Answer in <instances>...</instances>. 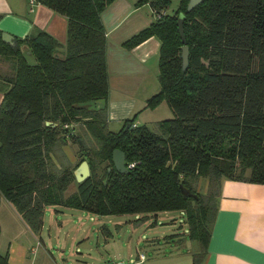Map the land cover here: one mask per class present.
<instances>
[{"label": "trees", "instance_id": "1", "mask_svg": "<svg viewBox=\"0 0 264 264\" xmlns=\"http://www.w3.org/2000/svg\"><path fill=\"white\" fill-rule=\"evenodd\" d=\"M31 1L66 19L67 38L61 52L45 31L12 44L0 31V65L7 68L0 73V197L36 235L48 206L99 216L179 211L196 244L193 264H202L222 181L264 184V0H205L190 12L188 0H179L172 14L166 12L172 0H135L156 19L122 46L160 41L159 90L144 109L166 103L174 115L157 123L156 132L135 125L137 115L117 132L107 126L101 14L115 0ZM74 124H83L89 144L70 132ZM69 143L78 147V165H89L82 183L73 175L78 165L65 166L62 148ZM115 150L124 154L127 172L115 170ZM199 179L207 182L204 194L196 191ZM72 184L75 192L65 197ZM0 264H9L7 254Z\"/></svg>", "mask_w": 264, "mask_h": 264}, {"label": "crops", "instance_id": "2", "mask_svg": "<svg viewBox=\"0 0 264 264\" xmlns=\"http://www.w3.org/2000/svg\"><path fill=\"white\" fill-rule=\"evenodd\" d=\"M155 19L149 5L136 8L135 0H115L101 14L106 36L109 88L107 126L124 124L134 115H137L135 125H145L148 119L144 113L150 115L160 107L144 109L147 99L159 90L160 41L151 37L130 50L122 46ZM35 29L51 35L60 44V51H64L67 38L64 17L31 3V0H0L2 34L9 35L13 42L14 38L22 39ZM6 69L5 65H0V73ZM2 99L0 93V104ZM2 202L7 201L0 197ZM43 233L17 232L9 238L8 246L0 244V254H7L9 264H71L66 257L68 248L46 244ZM24 237L31 242L21 243ZM139 255L143 256L142 260ZM191 255L189 250L181 252L176 249L169 255L149 260L143 253L138 254L137 260L140 261L136 263H125L127 261L119 256L116 258H119V264H193ZM133 257H130L132 261ZM202 264H264V184L222 181L216 217Z\"/></svg>", "mask_w": 264, "mask_h": 264}, {"label": "rangeland", "instance_id": "3", "mask_svg": "<svg viewBox=\"0 0 264 264\" xmlns=\"http://www.w3.org/2000/svg\"><path fill=\"white\" fill-rule=\"evenodd\" d=\"M178 4L179 0H172L166 12L172 14ZM27 61L31 65L35 64L33 56H29ZM159 106L150 115L149 113L143 115L148 119L145 126L153 132L157 131V123L174 117L166 103ZM82 125H72L70 132L81 136L84 142L89 144V137L85 135ZM122 126L123 123L108 125V129L117 132ZM62 151L65 166L75 169L80 162L78 147L69 143ZM75 190L76 186L72 184L65 197ZM206 190L207 182L199 179L196 191L204 194ZM17 232L32 231L10 204L0 203V244L8 246L9 238L15 236ZM40 232H44L42 238L46 244L68 248L66 257L70 259L71 264H119L120 260L116 256L124 258V261H127L125 263L128 261L136 263L141 260L142 255L138 256L141 253L149 260L152 257L169 255L176 249L181 252L196 251V244L188 239L185 215L179 211L159 212L156 216L153 214L99 216L78 209L48 206L43 213ZM23 239L25 240L21 243L24 245L31 242L26 237ZM137 256L140 260H137ZM130 257H133V261Z\"/></svg>", "mask_w": 264, "mask_h": 264}, {"label": "water", "instance_id": "4", "mask_svg": "<svg viewBox=\"0 0 264 264\" xmlns=\"http://www.w3.org/2000/svg\"><path fill=\"white\" fill-rule=\"evenodd\" d=\"M205 0H188L186 10L187 12H190L193 10L197 5L203 3ZM183 20H184V15L179 14L178 19H177V26H178V31L180 34V37L182 39V42H185L184 39V34H183ZM2 39L4 42L12 44V38L7 35V34H2ZM181 58H182V68L186 69L188 65V47L184 46L182 47L181 50ZM101 104H104V101H100ZM46 126L50 125L49 122L45 123ZM129 128V124H127L126 129ZM1 146V144H0ZM125 157L124 154L119 151L115 150L113 151L112 154V163L115 168V170L119 173H124L127 172V168L125 167ZM73 175L75 178V181L77 183H82L85 180H87L90 177V169L89 165L86 161H82L78 167L73 171ZM182 192L185 196H190V193L186 189H182Z\"/></svg>", "mask_w": 264, "mask_h": 264}, {"label": "built area", "instance_id": "5", "mask_svg": "<svg viewBox=\"0 0 264 264\" xmlns=\"http://www.w3.org/2000/svg\"><path fill=\"white\" fill-rule=\"evenodd\" d=\"M31 3H32V1H31ZM133 126H135V125H133ZM129 168H132L133 167V164H130L129 166H128ZM143 259V256H141V260Z\"/></svg>", "mask_w": 264, "mask_h": 264}]
</instances>
